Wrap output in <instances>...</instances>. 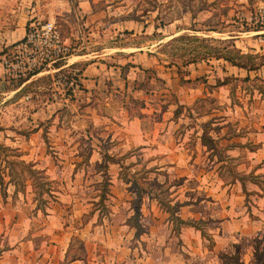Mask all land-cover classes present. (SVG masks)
I'll list each match as a JSON object with an SVG mask.
<instances>
[{
  "label": "rangeland",
  "instance_id": "obj_1",
  "mask_svg": "<svg viewBox=\"0 0 264 264\" xmlns=\"http://www.w3.org/2000/svg\"><path fill=\"white\" fill-rule=\"evenodd\" d=\"M261 6L264 0H0V205L8 202L12 212L22 207L31 215L38 212L36 206L45 209L58 201L60 180L51 179L53 194L51 198L43 195L48 200L46 206L35 199V190L28 181L23 191L21 179L11 177L10 167L16 157L2 147L17 148L21 159L42 169L37 162L58 158L59 150L48 141L50 126L59 124L67 129L65 137L74 155L87 153L91 137L73 126L79 119L73 117L70 102L77 96L65 94L69 89L58 80L72 68L81 71L82 66L100 59L115 66L103 72L106 77L111 75L119 81L124 78L130 88H117L109 98L94 94L88 104L99 105L101 112L123 122L127 113V125H133V118L139 119L140 127L149 130L152 139L158 138V130L165 125L170 130L168 137L176 139L178 146L164 147L161 158L168 155V159L160 161L154 160L158 152L148 153L156 145L134 151L132 159H126L129 151L123 153L117 157L121 168L115 166L100 174L103 178L99 190L107 174L118 171L123 182L128 180L129 188L135 191V196L124 192V197L132 195L135 200L139 189L141 198L148 196L157 202V196L175 212L182 210L178 206L193 205L188 209H193V214L201 213L200 217L189 213L183 220H189L188 226L200 235L205 247L202 251L206 250L204 255L210 264H256L255 249L261 253L259 264H264V229L243 236L238 230L231 232L232 224L225 250H215L217 226L207 218L205 207L213 199L211 191L223 185H230L228 190H232L230 206L238 211L242 204L248 218L258 217L259 197L264 200V28L254 18ZM48 22L55 26L65 54L56 56L54 66L45 65L35 76H18L16 70H24L31 63L33 48L43 44L40 27ZM26 28L30 39L27 45L18 44ZM78 54L86 60L60 67ZM131 54L135 57H129ZM76 109L79 111V105ZM89 123L88 130L94 136L103 135L102 126ZM94 143L100 154L98 141ZM182 150L188 153L184 162L191 165L186 169H192L199 178H176L171 170L168 172L176 167L173 157ZM84 163L78 166L82 168ZM14 167L20 170V166ZM93 180L88 178L90 183ZM23 197L28 198L24 200L26 205L21 203ZM109 197L106 200H112ZM39 212L42 217L44 211ZM167 213L171 229L179 237L183 224ZM75 214L78 212L65 209L62 217L71 220ZM77 239H72V247L60 264L71 256L83 255ZM176 243L182 245L183 240L179 238ZM6 248L1 246L0 253ZM183 252L192 259L198 256L189 254V247Z\"/></svg>",
  "mask_w": 264,
  "mask_h": 264
},
{
  "label": "crops",
  "instance_id": "obj_2",
  "mask_svg": "<svg viewBox=\"0 0 264 264\" xmlns=\"http://www.w3.org/2000/svg\"><path fill=\"white\" fill-rule=\"evenodd\" d=\"M82 3L85 7V1ZM6 44L8 43H5V46ZM130 53L128 52V54ZM129 57L135 56L131 54ZM84 58L86 60L82 54L71 56L65 65L80 64ZM105 63L96 59L84 67L82 66L81 90L75 93L74 96L77 98L70 102L73 117L79 119L73 126H78L83 132L88 133V137H91L90 146L92 149L90 148L87 153L79 155V158L71 151L72 147L68 148L72 145H69L70 143L65 137L67 129L59 124L50 126L49 129L52 132L48 144L59 150L58 158L48 157L44 160L45 162L40 160L36 165L45 169L53 181L60 180L61 185L58 187L59 190H56L60 197H57L58 201L51 207H45L42 217H40V209H37L38 212L33 211L30 215L27 213L28 211L25 212L24 208H18V206V210L12 212L9 207L12 205L8 202L0 205V236L2 237L0 247L3 245L7 247L0 253V264H60L72 247L74 237L78 238L80 251L83 255L80 258L71 256L64 264H197L199 260H204L203 264H210L209 257L204 255L206 250L202 251L205 247L200 235L195 233L194 228L183 224L180 227L179 237L176 236L167 218L168 213L162 211L157 202L148 196L147 198L143 197L140 203L138 218L140 229L136 233V227L132 220L133 197L132 195L124 197V192L135 196V191L133 188H129V183L123 182L118 171L114 174H107L109 181L107 196H110L109 198L112 200L105 199L102 203L98 202L100 199L99 183L103 178L100 174H104L109 168L120 166V164L111 163L108 157L117 158L129 151V156L127 155L126 159H132L134 151L145 150L146 147L156 145L157 147L150 148L148 153L158 152V156L154 160L160 161L168 159V155L161 158V150L164 147H169V144L174 148L175 144L178 146V143L175 142L176 139L175 141L172 139V141L168 137L170 130L166 129L165 125L162 128L159 127L158 138L152 139L150 131L140 127L139 119L133 118L130 121L133 125H127L126 122L129 120L127 113H124L126 115L122 119L126 122H123L119 121L117 116L101 112L99 105L97 107L94 104H88L94 94L99 93V95L109 98L117 88L120 91L123 89L128 91L130 88V82L124 78L119 81L117 77L111 75L106 77L103 72H108L115 66L112 64L108 66ZM104 79L107 81L105 85ZM77 105H79V111L76 109ZM111 110L114 112L113 109ZM90 121L93 122V126H102V136H94L88 130ZM94 141H98L97 149H101L100 154L95 150L97 144ZM187 155L185 150L180 151L179 155H175L172 161L176 163V167H170L168 172L171 170L176 178L184 175L199 178L200 175H196L192 169H186L191 166H187L184 162ZM152 159L151 156L148 161ZM83 160L85 163L80 168L78 164ZM61 164L63 165L60 166ZM100 164L102 165L100 166ZM89 165L93 166L92 171L89 170ZM178 166L185 168L178 169ZM93 177V183H90L88 178ZM229 187L230 185H223L222 188L211 191L213 199L205 206L208 212L207 218L213 220L217 226V233L214 235L216 238L215 250H225L226 241L231 237L232 224L234 231L231 232L237 233L238 230L239 235L243 236H250L256 234L258 230L264 229V200L262 201V197H259L260 202L256 209L258 217L251 219L245 215L242 204L239 205L238 211L230 206L229 199L232 190H228ZM92 193L93 196H88ZM176 194L174 193L173 197ZM235 196L241 197L238 193ZM27 199V197H23L21 203L26 205ZM198 205L202 206L201 203ZM199 206H197V210ZM189 207H193V205L178 206L182 210L176 212L177 215L181 219H185L189 213L196 217L202 216L199 211L193 214V209H188ZM33 208L32 206L29 212ZM65 209L78 212V215L75 214L74 219L72 217L71 220L65 221L62 217ZM101 209L107 212L103 214L100 212ZM87 212L88 216L85 215ZM234 221L237 223L235 224ZM10 226L11 228H9ZM179 238L183 240L182 245L176 243ZM187 247L192 250V253L188 252L189 254L198 256L192 259L186 255L183 251L187 252Z\"/></svg>",
  "mask_w": 264,
  "mask_h": 264
},
{
  "label": "trees",
  "instance_id": "obj_3",
  "mask_svg": "<svg viewBox=\"0 0 264 264\" xmlns=\"http://www.w3.org/2000/svg\"><path fill=\"white\" fill-rule=\"evenodd\" d=\"M27 30V28H26ZM228 62H231V64H235L233 63V59H231L230 57H224ZM57 66V65H55ZM40 70H35L34 72H32L30 75H28V77H30L32 74H37ZM247 77L244 79L246 80ZM24 81L23 79H20L19 81L21 82ZM177 114V113H175ZM6 150H8L14 157H16V159H14L12 161V166L10 167V171H11V177L14 179V177H17L18 179H21L20 180V185H22V189L23 191H25V182L28 181L31 185V187L35 190V193H36V200L41 202V204L45 205L46 206V203L48 202L47 199H43V195H47L48 197L51 198L52 194H53V190L52 188H50V185L52 183V180L49 178L48 174L44 171V169H38L35 167V163L32 162V161H25L23 159H21V152L18 151L17 148H10V147H2ZM108 160L111 162V163H117V164H120V160L121 159H118L116 157H108ZM14 165H18L20 166V170L19 171H16L14 168ZM121 166V165H120ZM126 182L128 180H125ZM108 178L106 177L105 181H104V187L103 189L100 191V199L98 200V202L102 203L103 200L106 199V196L108 194ZM137 196H136V199L132 201L133 203V208H134V214L132 216V220L134 221V226L136 227V233L139 231L140 229V226H139V223H138V218H139V215H140V203H141V191L139 189H137ZM156 200H157V203L159 204V208L162 210V211H165V212H169L170 213V217L173 218L178 224H185V225H191L189 223V220L187 221L186 220H183L181 218L178 217V215H176V210L173 209L172 206H169V204L167 205L166 203H164L163 201H161L160 199L157 198L156 196ZM37 209H40V207H37ZM40 210L44 211L45 209L44 208H41ZM101 212V210H100ZM107 212V211H105ZM104 212V213H105ZM178 231L179 227H175ZM261 252H264V249H262ZM261 254V253H260ZM260 254H257V249L254 250V256L256 258V264H259V260L261 258Z\"/></svg>",
  "mask_w": 264,
  "mask_h": 264
},
{
  "label": "built area",
  "instance_id": "obj_4",
  "mask_svg": "<svg viewBox=\"0 0 264 264\" xmlns=\"http://www.w3.org/2000/svg\"><path fill=\"white\" fill-rule=\"evenodd\" d=\"M255 21L256 24L260 27L264 28V6H261L258 8V11L255 13ZM34 22V21H32ZM32 22L30 24H32ZM43 26L40 27L41 30V38H43V44L39 46H36V48H33V54L30 57L31 63L25 65V69H17L16 74L18 76H27L30 75L35 70H40L37 74L41 73L45 68V65H49L50 63L52 66L57 61L56 56L59 57L60 55L65 54V47L60 45L59 42V35L55 29V26L52 25L51 22L42 24ZM30 28V27H29ZM35 29V28H34ZM26 35L23 37L21 43L18 44H26L28 43L31 33L29 32V29L26 31ZM42 53H39L40 51ZM46 51V52H45ZM36 54H39V57L37 56V59L35 58ZM62 66H68L65 64H62ZM55 68V67H54ZM22 74V75H21ZM37 74H32L30 77L35 76ZM62 79L59 78V81H62L63 84L67 87L68 93H65L67 95L74 94L81 90V71H79L76 68H72L68 73L62 75Z\"/></svg>",
  "mask_w": 264,
  "mask_h": 264
}]
</instances>
